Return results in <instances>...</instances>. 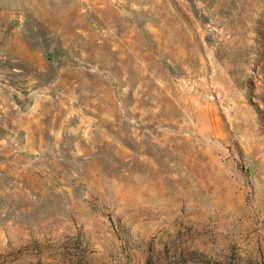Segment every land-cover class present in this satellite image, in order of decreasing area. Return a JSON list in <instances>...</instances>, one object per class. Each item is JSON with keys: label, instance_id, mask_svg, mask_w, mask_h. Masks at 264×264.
<instances>
[{"label": "rangeland", "instance_id": "obj_1", "mask_svg": "<svg viewBox=\"0 0 264 264\" xmlns=\"http://www.w3.org/2000/svg\"><path fill=\"white\" fill-rule=\"evenodd\" d=\"M0 264H264V0H0Z\"/></svg>", "mask_w": 264, "mask_h": 264}, {"label": "bare ground", "instance_id": "obj_2", "mask_svg": "<svg viewBox=\"0 0 264 264\" xmlns=\"http://www.w3.org/2000/svg\"><path fill=\"white\" fill-rule=\"evenodd\" d=\"M218 95H220V92L218 91Z\"/></svg>", "mask_w": 264, "mask_h": 264}]
</instances>
